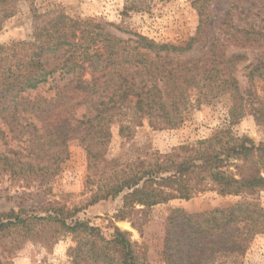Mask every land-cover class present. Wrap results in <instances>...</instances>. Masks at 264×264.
I'll return each instance as SVG.
<instances>
[{
    "label": "trees",
    "instance_id": "16d2710c",
    "mask_svg": "<svg viewBox=\"0 0 264 264\" xmlns=\"http://www.w3.org/2000/svg\"><path fill=\"white\" fill-rule=\"evenodd\" d=\"M34 1L0 0V29L25 3L31 5L33 18L28 40L0 45V136L8 138L10 134V140L28 142L33 157H24L36 165L33 168L30 162H21L17 152L11 158L0 154V174L17 170L54 172L67 158V144L75 140L86 151L90 175L99 162L118 169L112 179L108 177L98 187L91 204L123 194L118 218L132 220V227L145 210L170 200L187 201L205 192L240 198L231 206L203 214L172 211L165 239L171 264L208 263L218 253L236 263L249 243L264 235V206L259 200L264 193V144L255 145L246 137L235 136L229 128L247 114L264 124V65L259 64L248 74L250 82L258 79L263 84L262 97L250 92L243 97L234 72L244 56L228 55L223 47L212 43L200 59H178L192 45L206 40L209 18L202 8L198 9L195 37L179 48L158 45L140 35L122 41L99 24L74 20L62 11L39 14L32 5ZM140 10L133 0H126L124 12ZM230 31V37L239 41L264 40L252 29L236 27ZM55 75L70 76L71 89L56 88L50 98H28ZM70 94H77L79 100H73ZM223 96L230 100L228 128L166 155L138 156L127 166L104 161L113 123L118 122V134L123 139L130 138L143 121L152 131L175 129L183 123L191 99L199 104ZM81 108L90 115L78 118ZM34 121L45 125L44 135L36 136ZM56 211L55 217L29 220L7 214L9 221L0 219V234L9 228L26 229L39 223L67 228L66 218ZM71 229L100 242L99 246L91 244L93 263L114 264L116 259L117 264H137L134 244L126 233L116 229L112 239L105 241L97 229L83 222H75Z\"/></svg>",
    "mask_w": 264,
    "mask_h": 264
},
{
    "label": "rangeland",
    "instance_id": "374dc122",
    "mask_svg": "<svg viewBox=\"0 0 264 264\" xmlns=\"http://www.w3.org/2000/svg\"><path fill=\"white\" fill-rule=\"evenodd\" d=\"M125 2L35 0L32 5L39 14L57 10L74 20L92 21L122 41L140 35L155 44L179 48L186 47L195 37L199 23L198 9L202 8L209 18L206 40L192 45V49L178 59H200L208 53L210 45L216 43L223 47L226 54H239L245 58L234 72L240 94L246 97L250 92L262 97L263 84L258 79L250 82L248 74L259 64L264 65V40L258 43L243 39L239 41L229 34H232V28L237 27L255 30L264 36V0H133L141 10L130 12H124ZM203 2L206 3L202 7ZM30 7L29 3L23 4L17 15L2 24L0 45L29 39L33 23ZM70 80V76L55 75L37 91L30 92L28 98L38 100L53 97L56 88L71 89ZM70 96L73 100H79L77 94ZM229 108L227 96L199 104L193 98L183 123L177 128L152 131L143 121L142 126L135 128L128 139L119 136V125L115 122L110 127L111 138L103 159L107 163L118 161V165L127 166L136 157L146 156V153L166 155L180 146L194 145L220 129L228 128ZM82 115L89 116L90 112L81 108L76 116L80 118ZM26 123L29 122H22L23 125ZM33 123L37 129L36 136L44 135L47 131L45 125L39 121ZM229 129L235 136L246 137L255 145L264 144V124L256 123L251 114ZM26 130L31 133V129ZM2 131L7 135L6 128ZM8 135V138L3 137L4 140L0 136V154L11 158L17 152L22 156L21 162H30L35 168L36 162L24 157H33L29 154V143L18 138L10 140ZM66 152L67 158L58 164L54 172L24 170L19 173L17 170L14 174H0V219L3 222L9 221L5 215L11 213L24 220L55 217L57 209L63 214L61 218H66L67 226L39 223L26 229L9 228L0 234V264H95L91 260L90 247L92 243L99 246L100 242L79 231H72L75 222H83L97 229L105 241L112 239L116 229L126 233L134 244L137 264H171L166 254L165 239L167 219L172 211L197 215L241 201L237 197H220L214 192L200 193L187 201L174 199L145 210L133 221L136 227H132V220L121 221L118 218L123 194L91 204L98 187L108 177L112 179L114 171L118 169L108 168L99 162L97 170L90 175L87 154L79 142H69ZM42 164L45 165V162ZM259 200L264 206V193H260ZM114 264H117L116 259ZM203 264H232V261L230 257L218 253ZM234 264H264V235L256 236L249 243L245 255Z\"/></svg>",
    "mask_w": 264,
    "mask_h": 264
}]
</instances>
